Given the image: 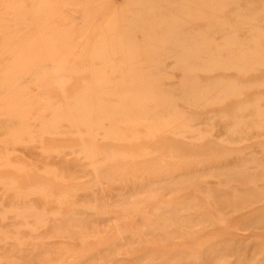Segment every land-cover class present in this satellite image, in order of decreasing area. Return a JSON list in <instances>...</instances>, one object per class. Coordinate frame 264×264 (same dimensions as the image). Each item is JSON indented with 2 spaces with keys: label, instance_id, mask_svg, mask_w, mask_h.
Listing matches in <instances>:
<instances>
[{
  "label": "bare ground",
  "instance_id": "obj_1",
  "mask_svg": "<svg viewBox=\"0 0 264 264\" xmlns=\"http://www.w3.org/2000/svg\"><path fill=\"white\" fill-rule=\"evenodd\" d=\"M0 264H264V0H0Z\"/></svg>",
  "mask_w": 264,
  "mask_h": 264
},
{
  "label": "rangeland",
  "instance_id": "obj_2",
  "mask_svg": "<svg viewBox=\"0 0 264 264\" xmlns=\"http://www.w3.org/2000/svg\"><path fill=\"white\" fill-rule=\"evenodd\" d=\"M255 2H257V1H260V0H254ZM25 174L26 173H24V174H21V176H19L18 178H20L19 180H22L24 177H25ZM22 178V179H21Z\"/></svg>",
  "mask_w": 264,
  "mask_h": 264
}]
</instances>
